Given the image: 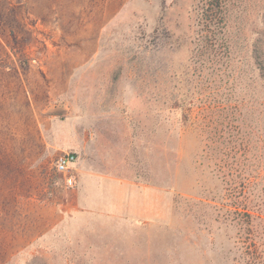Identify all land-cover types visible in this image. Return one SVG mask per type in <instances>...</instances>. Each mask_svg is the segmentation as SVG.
<instances>
[{"label": "rangeland", "instance_id": "374dc122", "mask_svg": "<svg viewBox=\"0 0 264 264\" xmlns=\"http://www.w3.org/2000/svg\"><path fill=\"white\" fill-rule=\"evenodd\" d=\"M205 3L0 0V264H264V0Z\"/></svg>", "mask_w": 264, "mask_h": 264}, {"label": "built area", "instance_id": "2783aa9c", "mask_svg": "<svg viewBox=\"0 0 264 264\" xmlns=\"http://www.w3.org/2000/svg\"><path fill=\"white\" fill-rule=\"evenodd\" d=\"M77 162L78 157L74 152H62L54 164L56 172L65 176L70 187H74L78 183Z\"/></svg>", "mask_w": 264, "mask_h": 264}, {"label": "trees", "instance_id": "16d2710c", "mask_svg": "<svg viewBox=\"0 0 264 264\" xmlns=\"http://www.w3.org/2000/svg\"><path fill=\"white\" fill-rule=\"evenodd\" d=\"M204 16L207 23H214L216 18L214 16L220 15V19L217 20V24H223L225 26L228 15V0H205Z\"/></svg>", "mask_w": 264, "mask_h": 264}]
</instances>
